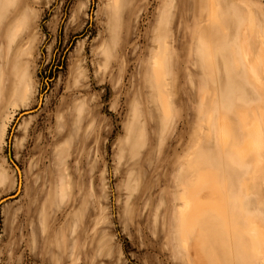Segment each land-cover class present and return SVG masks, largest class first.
Returning <instances> with one entry per match:
<instances>
[{"label": "rangeland", "instance_id": "374dc122", "mask_svg": "<svg viewBox=\"0 0 264 264\" xmlns=\"http://www.w3.org/2000/svg\"><path fill=\"white\" fill-rule=\"evenodd\" d=\"M154 55L169 71L157 84ZM224 117L240 141L262 129L249 191L220 148ZM263 130L264 0H0V200L15 195L0 264L194 261L197 231L177 249L179 194H220L224 170L231 195L263 200ZM199 156L208 181L192 176ZM253 220L264 246V206Z\"/></svg>", "mask_w": 264, "mask_h": 264}, {"label": "bare ground", "instance_id": "6f19581e", "mask_svg": "<svg viewBox=\"0 0 264 264\" xmlns=\"http://www.w3.org/2000/svg\"><path fill=\"white\" fill-rule=\"evenodd\" d=\"M248 18L249 19L246 23V28L248 31H253V17L252 15H250ZM6 27L7 26H5V28ZM243 43L244 45L246 44V38ZM243 50H246V47L243 48ZM151 70L154 82L156 84L159 83L162 78H166V73L164 71V61L162 57L159 58L157 55H154L151 58ZM231 88H233V85H231ZM158 101L159 104L166 106L168 105V96L159 92ZM218 126V139L221 146H225L231 139V123L227 118L224 117L222 118ZM255 128L260 131L259 133L262 132L260 126H258L256 122H252L245 128L247 133L243 137L241 144L232 146L240 159H246L251 154L252 156H254L258 153L257 151L260 147V144L257 139L258 132L254 130ZM15 169L17 172L19 185L20 171L17 168ZM210 169L211 168L198 169L196 166H193L192 171L195 173L197 180L200 179L201 181H205L207 179L209 180L210 176H214L213 172ZM196 172H198V174H196ZM219 180H222L218 184L219 187L217 188L219 189L220 194L216 192L217 194L213 193L212 195L211 193L204 199H200L191 195L193 192L190 194L185 191L182 192L179 196V199L183 202V204L177 206L178 222L181 228L180 245L184 249L188 250L190 247L188 241L192 233L197 231L198 234L197 238L195 237V244L193 243L195 247L192 244L191 248L193 249L191 250V252L188 251L189 254L193 256L194 261H192L191 256L187 257L188 264H203V262L205 261L207 264H231L229 263V261H227L229 255L228 253L230 251L232 252V239L236 236H239V238H241L239 246L241 254L247 253L254 257H259L262 253H264V246L261 244V232L257 222L252 218L247 217L243 228H241L239 224H237L236 221L231 218V216L227 212L228 206L227 202L225 201L226 194H229L230 192L227 184V177L222 175L220 176ZM247 180L248 178L243 179L241 182L243 191L250 190L246 187V184L248 182ZM206 184L207 183H205V185ZM197 187L198 186H194L192 189H197ZM214 187L216 186L214 185ZM208 188H211V186H209ZM213 191H215V189ZM245 194H248V192H246Z\"/></svg>", "mask_w": 264, "mask_h": 264}, {"label": "crops", "instance_id": "0c3cea01", "mask_svg": "<svg viewBox=\"0 0 264 264\" xmlns=\"http://www.w3.org/2000/svg\"><path fill=\"white\" fill-rule=\"evenodd\" d=\"M166 73L169 74V71L167 70ZM230 123H231V126H230L231 139L225 146H221V144H219L220 148L222 149L223 152H224L225 148H227L229 150V152H231L232 160L238 165V167L240 169H242V168H245V169L246 168H250V169L254 170L255 168H257L256 167L257 163H256V160H255V157L252 156V154H251L246 159H240L239 156L237 155V153L235 152V150L232 148L233 145H235V146L240 145L242 140H243V137L245 135L242 137L241 141L238 140V129L235 127V125H234V123L232 121H230ZM235 132H237V134H235ZM263 139H264V130H263ZM207 163H209L207 158L199 156L198 158H196V160H194V165L193 166H196L198 169H201V168H203V169L212 168L211 166L208 167ZM259 168H260V166H259ZM234 171H237V170H234ZM245 172H246L245 173V177L243 179L251 178V171H248L246 169ZM192 173H193L192 176L195 177L194 176V172H192ZM222 175L227 177V184H228V188L230 189L229 194H226V198H225V201L227 202V206H228L227 212L231 216V218L234 221H236V223L239 224V226L241 228H243L247 217L253 219V217H256L257 215L262 213V206H264V199L263 200L256 199V201L253 202V201H250L248 199V194L249 193L248 194H244V195L243 194L242 195H238L236 197L231 195L232 186L229 185V184H231V181H230L231 180V175H229V173L224 171V170L221 173V176ZM194 180H197V179H194ZM193 185H194V183H193ZM241 190H243L242 186H241ZM185 191L186 190H184L182 192H185ZM186 192H188V191H186ZM180 194H179V196H180ZM236 212H240V213H236ZM249 212H251V213L253 212V215L250 216ZM177 222H178V213H177ZM178 226H179V229H178V233L176 235L177 236L176 238H177V241H178L177 249L180 250V248H183V247L180 245L181 228H180L179 222H178ZM240 240H241V238H239V236L233 237V239H232V253L233 252H234V254L240 253V250H239V248H240L239 247L240 246ZM235 241H237V242H235ZM178 255H179V259H180V264H188L187 258L185 256H183V255L181 256L180 253H178ZM250 256H251V259H252L250 264H264V258L260 259V257H254L252 255H250ZM262 261H263V263H262ZM231 264H243V263H240L239 259H235V261H231Z\"/></svg>", "mask_w": 264, "mask_h": 264}, {"label": "water", "instance_id": "95a60500", "mask_svg": "<svg viewBox=\"0 0 264 264\" xmlns=\"http://www.w3.org/2000/svg\"><path fill=\"white\" fill-rule=\"evenodd\" d=\"M33 111H34V110H26V111H24V112H21L20 115H19V117H23L24 115H28V114L32 113ZM9 139H10V138H9ZM9 139H8V142H9ZM7 156H8V159L11 161L12 165H13L15 168L19 169V167L16 165V163L11 159V155H10L9 151H8V153H7ZM13 196H15V195H9V196H6V197L2 198V199L0 200V204H2L3 202L8 201V200L11 199Z\"/></svg>", "mask_w": 264, "mask_h": 264}]
</instances>
